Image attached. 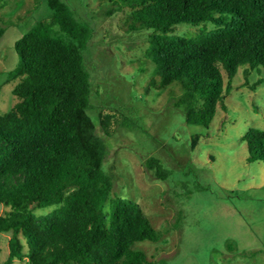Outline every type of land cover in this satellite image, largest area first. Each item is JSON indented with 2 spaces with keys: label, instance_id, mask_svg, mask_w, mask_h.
<instances>
[{
  "label": "trees",
  "instance_id": "trees-1",
  "mask_svg": "<svg viewBox=\"0 0 264 264\" xmlns=\"http://www.w3.org/2000/svg\"><path fill=\"white\" fill-rule=\"evenodd\" d=\"M110 2L115 12L130 10L128 31H152L146 58L158 80L149 86L176 85L175 106L188 125L207 127L218 107L226 108L240 67L245 75L264 67V0ZM47 4L50 20L15 43L19 63L7 81L20 79L12 91L17 103L0 114V207L9 209L0 212V237L12 233L3 264L24 258L28 264H155L136 245L158 242L160 232L138 203L110 197L112 179L103 169L108 148L88 114L92 84L84 53L93 31L61 0ZM179 24L202 27L180 36L174 34ZM110 122L101 119L106 134ZM246 143L248 161L264 163V130H249ZM144 166L160 180L172 175L154 156ZM52 205L58 208L34 214Z\"/></svg>",
  "mask_w": 264,
  "mask_h": 264
},
{
  "label": "rangeland",
  "instance_id": "rangeland-1",
  "mask_svg": "<svg viewBox=\"0 0 264 264\" xmlns=\"http://www.w3.org/2000/svg\"><path fill=\"white\" fill-rule=\"evenodd\" d=\"M61 1L93 31L84 53L92 84L88 114L108 148L103 169L112 179L110 197L138 203L161 234L158 242L136 248L155 264H264V163L248 161L246 143L249 130H264V67L247 69V75L240 67L226 108L219 106L207 127L188 125L175 106L180 89L149 86L158 80L146 58L152 31H128L130 10L115 12L110 0ZM47 2L0 1V114L17 103L12 91L20 79L7 81L19 63L15 43L50 20ZM201 27L179 24L174 34L194 36ZM104 116L111 117L108 134ZM152 156L172 171L168 180L146 169ZM8 210L0 207L2 215ZM105 211L109 220V203ZM11 238V232L0 237V264L9 256ZM13 264H28L27 258Z\"/></svg>",
  "mask_w": 264,
  "mask_h": 264
}]
</instances>
